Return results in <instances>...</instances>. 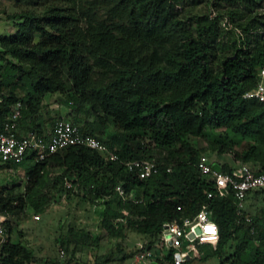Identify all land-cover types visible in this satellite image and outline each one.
Wrapping results in <instances>:
<instances>
[{"label": "trees", "instance_id": "1", "mask_svg": "<svg viewBox=\"0 0 264 264\" xmlns=\"http://www.w3.org/2000/svg\"><path fill=\"white\" fill-rule=\"evenodd\" d=\"M16 2L21 11L10 17L19 21L17 31L0 36V121L21 103L20 131L42 132L45 97L59 95L76 112L95 114L93 124L79 126L83 134L96 136L124 160L151 159L158 151L172 171L162 167L142 180L98 151L73 146L39 163L32 157L5 163L26 169L28 184L25 195H1L0 211L16 218L27 210L40 213L74 192L83 200L100 199L101 226L110 237L124 240L132 231L154 244L165 222L194 218L207 206L220 235L216 247L196 242L200 261L264 264V189L249 193L262 204L244 215L237 214L232 196L209 199L213 185L197 169L207 149L190 141L204 137L207 128L257 137L246 152H233V163L224 168L243 162L264 173V103L244 99L264 66L262 0ZM108 125L119 133L113 142L99 135ZM213 149L230 152L219 144ZM72 233L76 237L78 230L61 239L68 249ZM12 234L8 223L0 264L33 263ZM149 248L155 253L151 264H175L173 249Z\"/></svg>", "mask_w": 264, "mask_h": 264}, {"label": "rangeland", "instance_id": "2", "mask_svg": "<svg viewBox=\"0 0 264 264\" xmlns=\"http://www.w3.org/2000/svg\"><path fill=\"white\" fill-rule=\"evenodd\" d=\"M262 3V10H264V0ZM203 8L207 10L206 6ZM20 11L16 0H0V36H8L17 31L16 24L19 21L10 16L20 13ZM60 99L59 95L45 97L44 107L40 113L45 128L51 127L54 120L63 117L71 119L78 126L93 124L96 119L95 114L76 112L65 104H61ZM99 135L109 142H113L115 137L119 138V133L113 125H108L106 132ZM144 140L147 139L144 138ZM190 141L197 148L207 149L205 154L216 163L232 164L233 152H246L256 145L257 137L238 135L225 128H207L204 137L191 138ZM217 144L224 145L230 152L219 154L217 149H213ZM154 156L161 158V153L155 151ZM27 184L26 169L0 162V196L25 195ZM57 190L52 193L56 195ZM261 204V197L252 199L249 196L247 198V210L250 213L254 206H261ZM104 209L105 206L101 204L100 199L93 201L87 198L83 200L82 196L74 192L67 197L53 199L40 213H32L27 210L29 214L24 213L18 218H11L12 242L21 243L32 253L35 261L31 264H151L153 260L140 259L138 256L139 245L150 249L149 246L153 247L152 245L156 241L153 242L154 244H150L151 238L132 231H127L128 236L124 240L110 237L101 226ZM35 215H40V218L34 220ZM131 219L135 220V218ZM115 222L117 223V221ZM126 222L127 220H124V223ZM72 230H78V235L74 237L73 233L71 234L73 242L68 249V246L62 245L61 239L69 236ZM82 232L85 233V236L82 235ZM207 241L216 247L217 240ZM132 254L134 255L128 258ZM195 256L190 264H219L220 261L217 258L200 261L202 254L197 253L196 250Z\"/></svg>", "mask_w": 264, "mask_h": 264}, {"label": "built area", "instance_id": "3", "mask_svg": "<svg viewBox=\"0 0 264 264\" xmlns=\"http://www.w3.org/2000/svg\"><path fill=\"white\" fill-rule=\"evenodd\" d=\"M244 99L264 103V66L259 69L256 87L247 92ZM1 102L2 97L0 96ZM20 118L21 103H18L4 121H0V160L2 163L21 164L28 157H32L33 161L39 163L69 147L81 146L102 153L106 160L119 162L142 180L158 174L162 167H166L167 172L172 171L171 164L166 165L157 157L121 159L96 136L83 134L80 127L67 117L58 119L54 126L44 127L42 132L20 131ZM224 164L216 163L207 154L200 157L197 169L213 185V189L207 192V197L213 199L232 196L237 207V214L244 215L247 210L249 193L264 189V173L254 169L249 163L235 162L230 166V169H225ZM64 185L68 189H75L67 179H65ZM116 190L124 199L130 198L122 186H118ZM11 218L12 216L8 213L0 211V258L2 245L6 242L8 223L12 226ZM39 218L40 215L34 216V220ZM245 218L248 222L251 220L249 215H245ZM219 235V226L210 218L206 206L194 218L165 222L153 247L173 249L174 263L183 264L195 257V244L198 240H217ZM139 248L140 259L153 260L155 258L152 248L145 249L141 244Z\"/></svg>", "mask_w": 264, "mask_h": 264}]
</instances>
